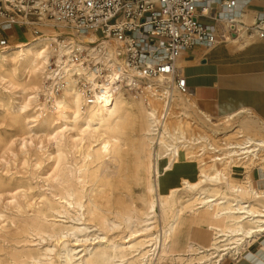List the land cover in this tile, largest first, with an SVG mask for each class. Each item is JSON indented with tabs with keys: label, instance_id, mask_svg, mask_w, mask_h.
Returning <instances> with one entry per match:
<instances>
[{
	"label": "bare ground",
	"instance_id": "bare-ground-1",
	"mask_svg": "<svg viewBox=\"0 0 264 264\" xmlns=\"http://www.w3.org/2000/svg\"><path fill=\"white\" fill-rule=\"evenodd\" d=\"M12 40L19 38L11 37L0 55V81L22 91V101L13 106L19 113L36 102L30 123L51 128L48 137L55 147L50 177L53 199H42L35 210L47 223L32 228L39 239L49 237L55 244L38 253L27 251L26 264H160L164 260L221 264L224 256L238 254L239 247L264 234V211L260 209L264 208V192L253 189L248 175L239 182L231 179L234 171L228 176L235 160H241L242 168L252 158L259 159V152L264 160V121L259 122L249 109L226 113L215 123L190 98L174 93L170 121L154 137L156 98L146 103L120 86L109 100L102 82L93 102L87 103L75 85L78 69L54 33L31 34L16 45ZM57 74L65 80L58 92L53 86ZM190 104L203 116L196 125L202 132L214 135L225 129L240 140L222 142L219 149L206 137L187 134L183 128ZM180 144L199 146L202 151L197 160H187L183 154L176 160L174 156L182 153ZM207 150L225 152L207 161L200 157ZM127 151L131 152L129 159ZM189 170L195 178L186 177L184 171ZM120 182L125 190L132 183L139 189L135 197L113 205L103 197L105 185L110 184L111 190ZM203 208L211 214L212 223L219 224L207 227L211 238L204 246L188 240L185 233L186 213ZM57 217L70 223L55 227ZM132 222L141 227L118 240L106 233L89 234L91 227L107 232L128 228Z\"/></svg>",
	"mask_w": 264,
	"mask_h": 264
},
{
	"label": "built area",
	"instance_id": "built-area-1",
	"mask_svg": "<svg viewBox=\"0 0 264 264\" xmlns=\"http://www.w3.org/2000/svg\"><path fill=\"white\" fill-rule=\"evenodd\" d=\"M212 1L216 0H0V55L18 33H54L78 69L75 85L87 103L93 102L102 82L109 100L124 86L146 103L160 101L153 126L156 137L171 118L173 94L194 95L177 65L183 51L226 43L239 32L264 41V17L239 28L232 17L218 27L203 24L197 14ZM235 2L223 4L231 8ZM8 29L12 32L6 33ZM64 84L63 75L57 74L54 90ZM201 151L197 146L198 154ZM256 166L258 176L264 174V168Z\"/></svg>",
	"mask_w": 264,
	"mask_h": 264
},
{
	"label": "rangeland",
	"instance_id": "rangeland-1",
	"mask_svg": "<svg viewBox=\"0 0 264 264\" xmlns=\"http://www.w3.org/2000/svg\"><path fill=\"white\" fill-rule=\"evenodd\" d=\"M11 32V29L6 31V33ZM31 34L34 35L31 31L26 35L18 33L17 38H19V40L27 39ZM19 40H12L11 42L14 43L13 45H16ZM39 97L43 98L42 95ZM22 99L23 93L18 87L0 81V264H26L28 260L24 254L27 251L38 253L39 250L45 246H52L55 244L54 239L45 236L44 239H39L32 231V228L37 225L47 223L46 220L37 217L35 213L41 200L46 197L53 199L54 183L51 181L50 177L52 174L53 155L55 154L54 140H50L48 137L51 128L49 129L36 123H30L32 120L29 115L33 114L36 108H38L35 106L36 102H32L31 106L25 113H19L13 107L21 102ZM190 99L195 103L194 98ZM156 104V109L160 108V101L156 100ZM191 105L192 104L189 106L190 108L188 107V111L190 110V116L184 120V123L187 125L184 126L183 129H186L187 134H190L191 136L201 135L204 138L206 137L212 146H217L216 148L219 149L224 146L221 144L222 142L240 140L237 135L229 134L231 132L228 130L225 131V129H223V131L220 129L218 132L214 131V135H207L202 132L196 127V125L199 121L203 120V116L198 114L195 108ZM220 119L221 116L211 117V120L215 123H219ZM256 119L259 122H263V120ZM169 121L170 120H168L167 124ZM192 122L193 124H191ZM179 146V151L182 153H179L180 156H174L176 160L178 158L180 160L182 154L187 160H197V146H192L190 148L181 147V144ZM210 152H213V150H207L203 153L204 155L201 154L200 157H203L208 161L210 156L225 152V150H220L217 153L211 154ZM126 154L128 159L131 158L130 151H127ZM262 156L263 153L259 152V159L252 158L250 164H248L246 168H242L243 165L240 163L241 160H235L236 162L234 161L232 163L234 168L231 167L228 176H230V171H234L233 175L231 174V179L233 182H239L246 179V176L248 175L251 178L250 180L253 189L264 192V174L260 172L258 176L254 170L255 167H257L256 165H259L258 168H264V160H261ZM68 157L71 159L70 154H68ZM223 161L224 167L225 160ZM207 168L208 166L206 169ZM226 168L229 167H225V169ZM192 170L184 171V174L188 179L195 178V172ZM190 176L192 177L190 178ZM174 183L177 184V181ZM122 184L123 183L120 182L113 185V189L111 190L110 184L105 185L103 197L105 199L109 198L113 205L118 203L119 200L128 201L131 197H135L134 192H136L139 187L132 183L130 188L125 190L122 188ZM87 186L88 183L84 184L85 188ZM126 191H129L128 193L130 196L125 194ZM260 209L264 211V208ZM186 217L188 219V227L186 228L185 233L188 235V240L203 246L207 245L211 238V230L207 227L210 225L218 226L219 224L214 225V223H212L210 220L211 214L204 210V208L198 209L193 213L187 212ZM50 219L51 217L47 218V220ZM57 220L58 221L55 222V227H58L62 223L66 225L70 223L69 220L64 217H57ZM198 223H201L202 226H198ZM87 225L91 224L88 223ZM140 227L141 226L136 222H132V224L130 223L128 228L120 227L107 232H105V230H97L96 228L91 227L89 229V234L94 233L103 236V234L106 233L108 237H115L116 240H118L119 238H125L129 232L139 229ZM259 236L264 237V234L257 235L254 241H256ZM263 237L258 240L259 245L257 256L261 258H264V249L261 247L264 246ZM94 242L96 243L97 240ZM249 245H242L239 247L238 254L232 253L231 255L224 256L223 259L228 257L237 258V256ZM91 248L92 246L89 247V249ZM181 249H183V246ZM252 256L256 260L257 256ZM160 264H180V262L164 260Z\"/></svg>",
	"mask_w": 264,
	"mask_h": 264
},
{
	"label": "crops",
	"instance_id": "crops-1",
	"mask_svg": "<svg viewBox=\"0 0 264 264\" xmlns=\"http://www.w3.org/2000/svg\"><path fill=\"white\" fill-rule=\"evenodd\" d=\"M224 1L208 2L206 11L197 14L198 19L218 27L232 17L239 28L264 17V0H236L231 8H226ZM177 65L202 112L214 117L245 108L264 121V41L239 32L226 43L211 48L196 45L183 51ZM258 245L251 244L237 258H224L221 264H264V258L257 256Z\"/></svg>",
	"mask_w": 264,
	"mask_h": 264
}]
</instances>
